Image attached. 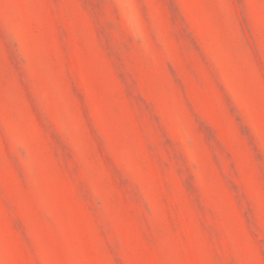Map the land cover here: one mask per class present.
I'll list each match as a JSON object with an SVG mask.
<instances>
[{"label": "rangeland", "instance_id": "rangeland-1", "mask_svg": "<svg viewBox=\"0 0 264 264\" xmlns=\"http://www.w3.org/2000/svg\"><path fill=\"white\" fill-rule=\"evenodd\" d=\"M0 264H264V0H0Z\"/></svg>", "mask_w": 264, "mask_h": 264}]
</instances>
